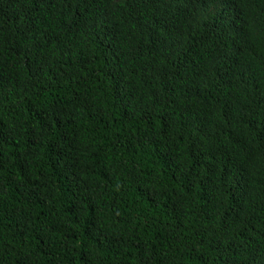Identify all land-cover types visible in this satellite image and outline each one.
Segmentation results:
<instances>
[{"label":"trees","instance_id":"trees-1","mask_svg":"<svg viewBox=\"0 0 264 264\" xmlns=\"http://www.w3.org/2000/svg\"><path fill=\"white\" fill-rule=\"evenodd\" d=\"M0 264H264V0H0Z\"/></svg>","mask_w":264,"mask_h":264}]
</instances>
